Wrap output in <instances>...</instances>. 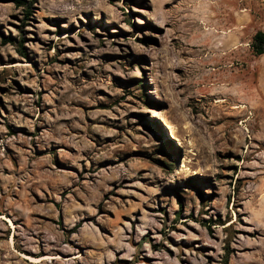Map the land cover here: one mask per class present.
Instances as JSON below:
<instances>
[{
    "label": "rangeland",
    "instance_id": "374dc122",
    "mask_svg": "<svg viewBox=\"0 0 264 264\" xmlns=\"http://www.w3.org/2000/svg\"><path fill=\"white\" fill-rule=\"evenodd\" d=\"M27 2L0 0V264H264V0Z\"/></svg>",
    "mask_w": 264,
    "mask_h": 264
},
{
    "label": "trees",
    "instance_id": "16d2710c",
    "mask_svg": "<svg viewBox=\"0 0 264 264\" xmlns=\"http://www.w3.org/2000/svg\"><path fill=\"white\" fill-rule=\"evenodd\" d=\"M18 5H26L28 2L27 0H16ZM29 5H27V9ZM30 12V11H29ZM5 43L11 42V38H5ZM22 49L20 50L21 54L26 57L27 53L24 51V45L23 42H21ZM254 51L258 55L264 54V31H258L254 36V42H253Z\"/></svg>",
    "mask_w": 264,
    "mask_h": 264
},
{
    "label": "bare ground",
    "instance_id": "6f19581e",
    "mask_svg": "<svg viewBox=\"0 0 264 264\" xmlns=\"http://www.w3.org/2000/svg\"><path fill=\"white\" fill-rule=\"evenodd\" d=\"M236 107L238 108V107H240V106H236ZM14 225H15V224H14ZM26 257L29 258L30 256L27 255ZM32 257H33V256H32ZM34 258H35V257H34ZM34 258H32V260H33ZM40 258H41V257H40ZM52 259H53V258H52ZM34 260H35V259H34ZM36 260H38V259H36Z\"/></svg>",
    "mask_w": 264,
    "mask_h": 264
}]
</instances>
